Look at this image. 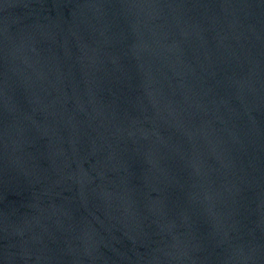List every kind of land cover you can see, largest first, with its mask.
<instances>
[{
  "label": "water",
  "instance_id": "water-1",
  "mask_svg": "<svg viewBox=\"0 0 264 264\" xmlns=\"http://www.w3.org/2000/svg\"><path fill=\"white\" fill-rule=\"evenodd\" d=\"M0 264H264V0H0Z\"/></svg>",
  "mask_w": 264,
  "mask_h": 264
}]
</instances>
